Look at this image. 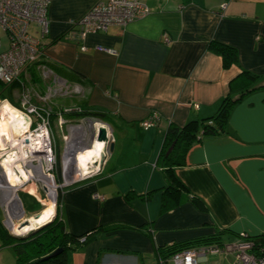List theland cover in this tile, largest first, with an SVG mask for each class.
<instances>
[{
	"label": "crops",
	"instance_id": "crops-1",
	"mask_svg": "<svg viewBox=\"0 0 264 264\" xmlns=\"http://www.w3.org/2000/svg\"><path fill=\"white\" fill-rule=\"evenodd\" d=\"M98 1L105 0H50L43 54L22 73L35 87L32 101L37 94L48 96L38 103L52 109L59 128L70 124L72 130L73 122L88 118L90 125L106 126L114 144L91 176L80 180L71 173L68 182V169L61 171L65 186L55 213L58 205L68 232H89L82 245L68 251L69 264H174L173 246L183 247L179 251L222 247L242 234L262 233L264 0H143L147 16L73 37L69 21ZM35 30L31 23L29 31L37 35ZM212 42L234 47L237 61L224 66L210 49ZM246 84L254 88L244 93ZM228 96L235 101L224 129L204 133L199 125ZM65 108L102 116L68 115ZM154 116L155 126H141ZM190 121L199 131L173 172L182 188L168 194L160 156L166 131ZM64 135L61 143L72 141L69 147L79 160L74 163L85 172L86 162L79 158L85 149L77 143L83 134ZM2 243L0 238V264H18L11 245ZM234 260L232 252H210L196 264Z\"/></svg>",
	"mask_w": 264,
	"mask_h": 264
},
{
	"label": "built area",
	"instance_id": "built-area-1",
	"mask_svg": "<svg viewBox=\"0 0 264 264\" xmlns=\"http://www.w3.org/2000/svg\"><path fill=\"white\" fill-rule=\"evenodd\" d=\"M49 4L50 0H0V30L8 37V46L2 50L0 36L1 83L8 85L19 82L23 86L22 73L30 65L35 64L43 54L49 33ZM149 13L150 10L143 0H105L96 2L82 17L70 20L69 23L73 37L84 38L88 33L105 32L111 26L123 27ZM31 23L35 24L37 35L29 31ZM163 40L169 41L165 34ZM81 49L85 50L86 48L82 46ZM99 49L113 52L107 48ZM23 89L25 90L22 91L19 106L16 108L28 120L27 133L25 134L27 138L22 140H27L23 149L29 153V156L25 160L24 155L22 163L25 164L27 171L33 170L39 163L42 164L44 170L55 181V175L51 172L56 164L53 135L50 132L49 116L52 110L48 106L32 101L33 93L28 91L26 86ZM34 96L42 102L48 98V96L38 94ZM73 110L65 108L62 112ZM158 121V116H154L144 120L141 126L149 128L155 126ZM97 130L98 126L96 132ZM109 140L111 141L110 136ZM28 162L31 163L32 168L28 166ZM246 235L242 234V236ZM81 240L83 241L84 238ZM251 246L252 243L249 241H238L225 244L222 247L217 245L184 249L175 252L172 255V260L174 264H196L199 257L210 252H232L235 260L231 264H264V259L256 258L249 251ZM216 264L221 263L217 262Z\"/></svg>",
	"mask_w": 264,
	"mask_h": 264
},
{
	"label": "trees",
	"instance_id": "trees-1",
	"mask_svg": "<svg viewBox=\"0 0 264 264\" xmlns=\"http://www.w3.org/2000/svg\"><path fill=\"white\" fill-rule=\"evenodd\" d=\"M210 49L218 53L222 57L224 66H228L237 61V52L232 46L218 42H212L210 44ZM243 75L250 76L249 78L252 79L256 77L254 75H250L246 71L243 72ZM0 84L2 83L0 82ZM16 84L17 83L15 82L12 85L15 86ZM249 86L250 84L245 85L243 91L244 93L254 88V86L252 87ZM0 98L8 99L14 105L19 106L18 103L13 101V99L9 96V94L3 93V90L1 88H0ZM234 101H235L234 98L232 99L229 96L222 99L217 113L213 117L207 118L206 122H202L199 125L203 128L204 133H213V132H218V130L224 129V121L227 116L228 109ZM68 113L70 115L72 114L77 116H88V115H94L98 117L102 116L101 113L90 112L86 110L64 112V114H68ZM15 117L18 120L20 119V116L18 115H16ZM49 118L51 122L52 120H55L57 118V115L55 113H51ZM210 120H212V122ZM198 131H199L198 125L196 126V122L194 121L187 122L182 127L169 125L166 131V135L164 138V145L160 155L164 165V172L168 180L166 186L167 191L169 189L172 192H179L180 189L182 188V185H180V183L177 182L176 180L177 178L173 174L174 167L183 164L185 152L187 148L195 140ZM53 141H54L55 154H57L56 152L57 148L54 138ZM171 144H174L173 148L169 153H167V150L171 146ZM63 166L65 169H68L69 171V174H67L66 176V181H68L71 178V171H70V164L66 151L63 156ZM168 194H171V192L168 191ZM60 196L61 194H59L57 198L58 205L60 201ZM165 197H167V193L164 192V200H165L164 202L166 203L168 199ZM165 203H163L162 205H164ZM58 205L55 216L50 222L46 223L40 228L32 230L25 236H18L9 233L4 228V226L0 221V238L2 239L3 242L2 245H11V247L16 253L18 264H69L67 257L68 251L70 249L77 248L79 245H82L81 243L85 239H87L89 232H86V234H82V235H75L68 232L65 229V226L58 214ZM42 209H43L42 207H39L38 210L36 211L38 212L41 211ZM97 229L98 228H96V230ZM81 238H84V240L82 241ZM238 241L251 242L252 246L249 249V251L252 254H254L256 258L264 259V231L256 236L241 235V237L235 242ZM58 249L60 251L52 255ZM180 249H183V247L173 246L172 248H170L169 255L174 254L176 251H179Z\"/></svg>",
	"mask_w": 264,
	"mask_h": 264
},
{
	"label": "rangeland",
	"instance_id": "rangeland-1",
	"mask_svg": "<svg viewBox=\"0 0 264 264\" xmlns=\"http://www.w3.org/2000/svg\"><path fill=\"white\" fill-rule=\"evenodd\" d=\"M32 26H33V24H32ZM0 36H1V42H2V48L1 49L3 50L4 48H6L8 46V37L1 30H0ZM23 81H24V85L23 86L19 82H16L17 86L16 85L15 86L12 85L13 83L12 84H8V85L2 83V84H0V88L3 90V93L9 94V96L13 99V101L19 104L20 103L21 93H22L23 90H25V89H23V87L26 86V89L28 91H31V92H33L34 89H35V87H33V85L28 83L25 79ZM62 85L63 84L59 81L58 88L61 89ZM34 97L36 98V96H34ZM63 99H66V98H63ZM57 100H58V97H57ZM36 102L37 103L39 102L38 99H37ZM15 107H18V105H14L8 99H1L0 98V115L2 114L3 111H7L16 120H18V119L15 116L18 115V116H20V119L18 121L22 122L24 125L27 126L28 125L27 118L23 115V113H21ZM2 119L3 118L1 117L0 122L2 123L3 128L5 130V136L7 138V145H6V148L4 150L0 149V179H1V176L3 174V160H4V157L9 156L10 153H16V157H17V160L19 161V164L20 163L23 164L22 163V161H23L22 156L25 155V160H26V157L29 156V153L28 152L26 153L25 150L23 149V147H21L22 148L21 149L19 146L12 147V145H10V143L12 141V139H11L12 135H10V132L6 129V124L4 123V121ZM88 120L89 119L86 118V119H83L80 122L79 121L73 122L74 126L72 127V130H69L70 124L67 126L68 129L66 130L65 128H63V129L59 128V126L57 124V121H58L57 119L51 121L50 132L53 135V138H54L55 143H56V148H57V151H56L57 152V154H56L57 155L56 164L54 165V169L51 171L55 175V181L53 180V177H51L44 170L46 172V174L50 177L51 185L43 184L40 181L36 182L34 180H31L29 182H24L23 185L18 186L14 190L15 192H13V195H12V192L10 194V191H12V190H10L11 189L10 188L9 189L10 191H9V194H8L7 198L4 199V197H6L5 194H4V191H6V190L8 191V187L6 186V184L4 185V184L0 183V221L3 220V224L5 225V227L7 228L9 233L12 232L11 225L13 223L17 224V225L18 224L20 225L25 220L27 221L30 218L33 219L36 216H39L42 213L47 212L48 205H50L51 208L53 209L52 216H54L55 208H56L55 200H57V198H58V196H59V194L61 192V189L65 186L64 182L66 181L64 179V176H62V174H61L62 169L65 170V168L63 167V156L65 154V151L67 152V155H68V160H69V164H70V171H71L72 174H73V170H74V166H73L74 165V158L78 157V156H74V154L76 152L75 149H74V151H75L74 152V151H71V149L73 150V148L69 147V145L72 144V141L68 142V144L66 143L67 144L66 145L64 142L61 143L62 140H63L62 137L64 135V132H65V135H66L67 132L70 131L72 136L79 135V137L81 136L80 134L82 133L83 136H82V138L80 137V138L77 139V143L80 142L79 143V144H81L80 148L84 147L83 150L85 149V151H83L81 154L82 155H86L87 152H88V148L90 147V144L92 143L91 136L93 135V133H96V128H97V126L96 127L93 126L92 122H91V125H90ZM79 127H83L84 128L83 132H82V129L74 130V128L77 129ZM73 145H74V143H73ZM75 145H77V147H78V144H75ZM27 164H28V166L30 168H32L30 162H28ZM23 166H24L23 168L26 170L25 164H23ZM36 166L33 168L32 171H36ZM72 166H73V168H72ZM70 181H72V179L68 180V182H70ZM55 183L57 184V187H56ZM44 185H48V186H50V187H52L54 189V195H53L52 199H48V193L46 192V189H45ZM32 191H34L33 194H32ZM27 192L30 193V195H31L30 197L25 195V194H28ZM18 195L22 199V203H23L22 205L23 206L21 205V202L19 201ZM9 197H11V198H10V200L8 202V198ZM15 199L18 201V203L20 205L21 213L15 215V217H10V215H12V213H13V208L15 207ZM4 203H8V205H5ZM54 204H55V206H54ZM39 207H42L43 209L41 211L37 212L36 210H38ZM31 208H34V209H31ZM22 226H26V224L22 225ZM27 234L28 233L24 234V236L27 235ZM19 236H22V235H19Z\"/></svg>",
	"mask_w": 264,
	"mask_h": 264
},
{
	"label": "bare ground",
	"instance_id": "bare-ground-1",
	"mask_svg": "<svg viewBox=\"0 0 264 264\" xmlns=\"http://www.w3.org/2000/svg\"><path fill=\"white\" fill-rule=\"evenodd\" d=\"M1 117L3 118L2 120L6 124V129L10 132V135H12L11 136L12 141H11L10 145H12V147L19 146L20 148L23 146H26L25 142L27 140H25V141L22 140L23 138H27V136L25 135L27 133V128L26 129L24 128V124H21L18 121H16L7 111H3L2 114L0 115V119H1ZM96 126H100V123H97L95 125V127ZM6 145H7V138L5 136V130L3 128L2 123L0 122V149L4 150L6 148ZM92 148H93V150L96 151L95 157L92 155V152H91ZM104 148H105V142L104 141H99L96 138H93L92 143L90 144V147L88 148L87 154L86 155H82V154L79 155V158H82L81 160L86 162L85 172H82L80 170L78 163H76V164L74 163V165H73L74 170H73V174H72L73 176L72 177H74V176L79 177V176H82V174H84V173L86 174V173L90 172L91 168H94L93 162L99 163V159L101 157V154L104 152ZM37 155L35 156L36 158L38 157ZM23 156H22V158H23ZM74 160H75L74 162L79 161V160L76 161L77 158H74ZM73 166H72V168H73ZM22 167H23L22 164L21 163L19 164V161L17 160L16 153H10L9 156L4 157L3 174H2L1 179H0V183L4 184V185L6 184V186L8 187V191L7 190L4 191V194L6 196V197H4V199L7 198L10 190H12V191H10V194L12 192V195H13V192H15L14 190L18 186L23 185L24 182H29L31 180H34L36 182L40 181L43 184L51 185L50 177L44 171L42 164L39 163L36 166V171H32V170L27 171ZM44 186H45L46 192L48 193V199H52L53 195H54V189L48 185H44ZM33 192L34 191H32V193ZM10 198L11 197L8 198V202H9ZM4 204L8 205V203H4ZM13 213H12V215H10L9 213L8 214L10 215V217H15V215L21 213L20 205L16 199H15V207L13 208ZM51 216H52V208L50 205H48L47 212H44L41 215L36 216L33 219L32 218L28 219L27 221L29 223L26 224V226H22L21 224L17 225V224L13 223L11 225L12 232L14 234L24 235L27 232H29L30 230L37 228V226L43 224L44 222L49 221L51 218H53Z\"/></svg>",
	"mask_w": 264,
	"mask_h": 264
},
{
	"label": "water",
	"instance_id": "water-1",
	"mask_svg": "<svg viewBox=\"0 0 264 264\" xmlns=\"http://www.w3.org/2000/svg\"><path fill=\"white\" fill-rule=\"evenodd\" d=\"M109 132H110V130H109ZM93 138H96L97 140H99V141H104L105 142V148H104V152L101 154V157H100V159H99V163L98 162H93V165H94V168H91V170H90V172H88V173H84V174H82V176H80L81 177V179L80 180H82L83 178H85L86 176H91V174L95 171V172H98L99 170H100V166H101V164L103 163V161H104V159H105V157H106V152H108V151H112L113 150V147H114V144L109 140V136H108V130H107V128H106V126H98V130H97V132L96 133H93V135L91 136V140L93 139ZM173 145L174 144H171V146L168 148V150H167V153H169L171 150H172V148H173ZM19 201H20V199H19ZM56 202H57V200H55V204H56ZM22 205V204H21ZM36 215V214H35ZM54 216H55V214H54ZM54 216H53V218H54ZM53 218H51L49 221H47V222H44L43 224H41V225H39V226H37V228H40L41 226H43V225H45L46 223H48V222H50ZM23 223V224H22ZM21 224L22 225H25V224H28L29 222L28 221H24V222H22ZM37 228H34L33 230H35V229H37ZM32 230H30L29 232H31ZM29 232H27V233H29ZM17 235V234H16ZM19 236V235H18ZM22 236H24V235H22ZM60 250L58 249V250H56L52 255H54V254H56V253H58Z\"/></svg>",
	"mask_w": 264,
	"mask_h": 264
},
{
	"label": "clouds",
	"instance_id": "clouds-1",
	"mask_svg": "<svg viewBox=\"0 0 264 264\" xmlns=\"http://www.w3.org/2000/svg\"><path fill=\"white\" fill-rule=\"evenodd\" d=\"M16 108V107H15Z\"/></svg>",
	"mask_w": 264,
	"mask_h": 264
}]
</instances>
